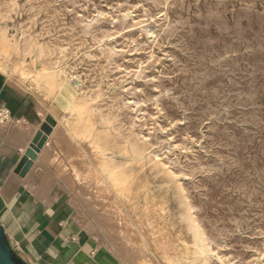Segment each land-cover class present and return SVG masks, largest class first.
Masks as SVG:
<instances>
[{
    "label": "rangeland",
    "instance_id": "1",
    "mask_svg": "<svg viewBox=\"0 0 264 264\" xmlns=\"http://www.w3.org/2000/svg\"><path fill=\"white\" fill-rule=\"evenodd\" d=\"M8 1L0 0V39H9L0 40V51L10 58L7 73L12 81L49 92L48 80H40L37 73L44 66L55 67L54 61L63 72L79 74L65 80L75 85L81 107L67 118L81 144H68L80 185L76 194L64 198L83 227L121 264H154L142 255L150 242L137 249V238H126L132 233L124 220L118 227L104 225L90 206L81 205L83 196L92 198L96 190L106 198L101 177L94 173L103 161L130 166L132 175L146 180L147 200H137L134 206L150 211L157 202L154 214L174 236L188 224L185 212L192 214L209 247L210 264H264V0ZM94 53L97 61L90 59ZM18 61L29 72L27 77L17 75ZM83 129L87 133L80 136ZM150 155L157 161H150ZM104 206L97 207L104 214L117 207ZM121 241L129 252L121 250ZM161 242L156 252L162 260Z\"/></svg>",
    "mask_w": 264,
    "mask_h": 264
},
{
    "label": "crops",
    "instance_id": "2",
    "mask_svg": "<svg viewBox=\"0 0 264 264\" xmlns=\"http://www.w3.org/2000/svg\"><path fill=\"white\" fill-rule=\"evenodd\" d=\"M71 83L64 80L55 92L42 94L0 76V106L11 115L9 122L0 123V225L26 264H121L83 227L64 198L79 188L70 139L63 133L69 131L65 121L78 97ZM47 117L56 124L21 174L26 150Z\"/></svg>",
    "mask_w": 264,
    "mask_h": 264
},
{
    "label": "bare ground",
    "instance_id": "3",
    "mask_svg": "<svg viewBox=\"0 0 264 264\" xmlns=\"http://www.w3.org/2000/svg\"><path fill=\"white\" fill-rule=\"evenodd\" d=\"M7 1V0H6ZM10 1V0H9ZM9 1H8V3H9ZM18 1V0H17ZM59 1V0H58ZM12 2V1H11ZM27 3H28V0L26 1ZM232 2V1H231ZM20 3V2H19ZM10 4V3H9ZM14 4H15V2H14ZM66 4V3H65ZM72 4V3H71ZM18 5V4H17ZM17 5H15V6H17ZM21 5V4H20ZM25 5V4H24ZM23 5V6H24ZM27 5V4H26ZM73 5V4H72ZM4 6V5H3ZM14 6V7H15ZM28 6V5H27ZM238 6V5H237ZM4 7H6V6H4ZM8 7V6H7ZM6 7V8H7ZM12 7V6H11ZM6 8H5V10H6ZM28 8V7H27ZM1 9V8H0ZM12 9V11H13V8H11ZM23 9V8H22ZM66 9V8H65ZM78 9V8H77ZM174 10V9H173ZM15 11V10H14ZM25 11V10H24ZM29 11V10H28ZM71 11H73V10H71ZM31 12H33L32 10H31ZM76 12V11H75ZM79 12V11H78ZM174 12V11H173ZM2 13V12H1ZM7 13V12H6ZM14 13V12H13ZM13 13H11V14H13ZM121 13V12H120ZM15 14V13H14ZM19 14V13H18ZM69 14V13H68ZM3 15V14H2ZM7 15H8V13H7ZM0 16H1V14H0ZM4 16H5V14H4ZM3 16V17H4ZM63 16H65V15H63ZM67 16H69V15H67ZM73 16V15H72ZM2 17V16H1ZM16 17V16H15ZM18 17V16H17ZM38 17H39V15H38ZM45 17V16H44ZM78 17V16H77ZM80 17V16H79ZM97 17H99V16H97ZM125 17V16H124ZM228 17V16H227ZM62 18H65V17H62ZM132 19V18H131ZM10 20V19H9ZM60 20V19H59ZM118 20V19H117ZM145 20V19H144ZM17 21V20H16ZM28 21V20H27ZM29 21H31V20H29ZM28 21V22H29ZM67 21V20H66ZM142 21V20H141ZM1 22V21H0ZM9 22V21H8ZM11 22V21H10ZM9 22V23H10ZM18 22V21H17ZM60 22V21H59ZM243 22V21H242ZM14 23V22H13ZM30 23V22H29ZM51 23H53L52 21H51ZM78 23V22H77ZM89 23V22H88ZM115 23H116V21H115ZM154 23V22H153ZM23 24V23H22ZM10 25V24H9ZM17 25V24H16ZM29 25V24H28ZM72 25H74V24H72ZM242 25V24H241ZM60 26H61V24H60ZM77 26V25H76ZM54 27V26H53ZM59 27V26H58ZM71 27V26H70ZM151 27V26H150ZM52 28V27H51ZM76 28V27H75ZM26 29H27V27H26ZM57 29V28H56ZM78 29V28H77ZM82 29V28H81ZM29 30V29H28ZM70 30V29H69ZM73 30V29H72ZM153 30V29H152ZM63 31V30H62ZM61 31V32H62ZM154 31V30H153ZM64 32V31H63ZM70 32V31H69ZM147 33V32H146ZM60 34V33H59ZM11 35H12V31H11ZM10 36V35H9ZM35 36V35H34ZM74 36V35H73ZM4 37V38H3ZM3 37H2V39H0L1 41L2 40H6V41H9V39L7 38V37H5L4 35H3ZM18 37V36H17ZM19 37H20V35H19ZM40 37V36H39ZM63 37V36H62ZM76 37V36H75ZM15 38H16V36H15ZM67 38V37H66ZM72 38V37H71ZM28 40V39H27ZM39 40V39H38ZM74 40V39H73ZM82 40V39H81ZM12 41V40H11ZM10 41V42H11ZM14 41V40H13ZM17 41H18V39H17ZM26 41V40H25ZM29 41V40H28ZM34 41V40H33ZM57 41V40H56ZM15 42V41H14ZM27 42V41H26ZM32 42V41H31ZM41 42H43L42 40H41ZM47 42V41H46ZM75 42V41H74ZM24 43V42H23ZM78 43V42H77ZM80 43H82V42H80ZM85 43V42H84ZM8 44V43H7ZM22 44V43H21ZM29 44V43H28ZM33 44H35L34 42H33ZM89 44V43H88ZM16 45V44H15ZM13 46V45H12ZM24 46V45H23ZM27 46V45H26ZM36 46H37V44H36ZM64 46V45H63ZM91 46V45H90ZM60 47V46H59ZM58 47V48H59ZM62 47V46H61ZM60 47V48H61ZM50 48V47H49ZM64 48V47H63ZM73 48V47H72ZM13 49V48H12ZM31 49H32V47H31ZM36 49V48H35ZM65 49V48H64ZM78 49V48H77ZM24 50V49H23ZM22 50V51H23ZM36 50H38V49H36ZM58 50V49H57ZM60 50H62V49H60ZM22 51H21V53H22ZM35 51V50H34ZM47 51V50H46ZM32 52V51H31ZM30 52V53H31ZM60 52V51H59ZM74 52V51H73ZM83 52V51H82ZM92 52V51H91ZM116 52V51H115ZM117 52H118V50H117ZM36 54H37V52L35 53V56H36ZM86 54V53H85ZM3 55V56H2ZM28 54H26L25 56H27ZM30 55V54H29ZM55 55H60L59 53L58 54H55ZM73 55V54H72ZM87 55V54H86ZM74 56V55H73ZM72 56V57H73ZM87 56H89V55H87ZM87 56H86V58H87ZM15 57V56H14ZM29 57V56H28ZM32 57V56H31ZM60 57V56H59ZM58 57V58H59ZM26 58V57H25ZM24 58V59H25ZM35 58V57H34ZM38 58V57H37ZM41 58H42V56H41ZM90 59L91 60H93V59H96V61H97V59H98V54L97 53H94V54H91V56H90ZM26 60V59H25ZM24 60V61H25ZM34 60V59H33ZM55 60V59H54ZM71 60H72V58H71ZM90 60V61H91ZM22 61V60H21ZM35 61V60H34ZM53 61V60H52ZM69 61V60H68ZM68 61H66V62H68ZM10 62V58H8V57H5L4 56V54H2L1 53V51H0V76H4L5 77V80L7 79V80H11L12 79V77L7 73V65H8V63ZM51 62V61H50ZM66 62H64V63H66ZM38 63V62H37ZM39 63H40V61H39ZM107 63V62H106ZM20 64H22V62H20V61H18V62H15V66L17 67V75L19 76V77H27L28 75H29V72H26L25 70H24V68L22 67V65H21V67L19 66ZM27 64V63H26ZM53 64L55 65L56 64V66L55 67H45L44 66V68H40L39 70H38V77H39V79L40 80H44V79H47L48 80V83H49V87H50V89H49V92H51V93H53V92H55L56 90H58L57 88H58V86L61 84L62 85V82L65 80V79H67L68 77H71V78H74V79H77V78H79V74L77 73V72H75V71H73V70H71L70 72H63L62 71V66H61V68H59L58 67V65H57V62L55 63V61L53 62ZM71 64V63H70ZM51 65H52V63H51ZM73 65V64H72ZM76 65V64H75ZM96 64H95V62H94V66H95ZM39 66V64L37 65V67ZM42 66V65H41ZM53 66V65H52ZM66 66H68L67 64H66ZM71 66V65H70ZM96 67V66H95ZM98 67V66H97ZM105 67V66H104ZM69 69V68H68ZM102 69V68H101ZM105 69V68H104ZM141 69V68H140ZM29 70V69H28ZM31 70V69H30ZM70 70V69H69ZM76 70V69H75ZM11 71V70H10ZM98 71V70H97ZM101 71V70H100ZM105 71V70H104ZM136 71V70H135ZM130 72V71H129ZM137 72V71H136ZM32 72H30V74H31ZM34 74V73H33ZM82 75V74H81ZM101 75V74H100ZM99 76V75H98ZM31 77V76H30ZM109 77V76H108ZM71 78H69V79H71ZM106 78V77H105ZM113 78V77H112ZM132 78V77H131ZM21 79V78H20ZM104 79V78H103ZM133 79V78H132ZM29 80V79H28ZM109 80V79H108ZM111 80V79H110ZM12 81V80H11ZM68 81V80H67ZM83 81V80H82ZM116 81V80H115ZM23 82V81H22ZM25 82V81H24ZM99 82V81H98ZM17 83V82H16ZM39 83V82H38ZM47 83V82H46ZM18 84V83H17ZM70 84V83H69ZM72 84V83H71ZM16 85V84H15ZM24 85V84H23ZM34 85V84H33ZM32 85V86H33ZM105 85V84H104ZM109 85H110V83H109ZM114 85V84H113ZM71 86V85H70ZM22 87V86H21ZM23 88V87H22ZM28 88H29V86H28ZM46 88V87H45ZM107 88V87H106ZM122 88H123V86H122ZM35 89V88H34ZM33 89V90H34ZM119 89H121V88H119ZM40 90V89H39ZM124 90V89H123ZM29 91V90H28ZM35 91V90H34ZM82 91V90H81ZM41 92V91H40ZM99 92V91H98ZM125 92V91H124ZM42 93V92H41ZM44 93H45V91H44ZM50 93V94H51ZM107 93V92H106ZM36 94V93H35ZM43 94V93H42ZM47 94V93H46ZM49 94V93H48ZM100 94V93H99ZM113 95H115V94H113ZM122 95V94H121ZM46 96H48V95H46ZM53 96V95H52ZM77 96V95H76ZM98 96V95H97ZM124 96V95H123ZM52 98V97H51ZM99 98V97H98ZM106 98V97H105ZM115 98H117V97H115ZM43 99H45V98H43ZM47 99V98H46ZM125 99V98H124ZM128 99V98H127ZM92 100V99H91ZM85 101V100H84ZM90 101V100H89ZM93 101H95V100H93ZM93 101H91V102H93ZM98 101V100H97ZM131 101V100H130ZM103 102V101H102ZM132 102V101H131ZM84 103V102H83ZM83 103H81V104H83ZM88 103V102H87ZM94 103V102H93ZM97 103V102H96ZM108 103V102H107ZM116 103V102H115ZM47 105H48V103H47ZM87 105V104H86ZM90 105V104H89ZM117 105V104H116ZM119 105V104H118ZM130 105V104H129ZM45 106V105H44ZM53 106V105H52ZM91 106V105H90ZM135 106V105H134ZM89 107V106H88ZM121 107V106H120ZM124 107V106H123ZM127 107V106H126ZM129 107V106H128ZM45 108V107H44ZM54 108V107H53ZM81 107L79 106V104H78V100H76L72 105H71V107H70V109H69V113H71V114H74V113H78L81 109H80ZM92 108V107H91ZM96 108V107H95ZM98 108V107H97ZM101 108V107H100ZM125 108V107H124ZM46 109V108H45ZM121 111V110H120ZM119 111V112H120ZM133 111V110H132ZM136 111V110H135ZM94 112V111H93ZM118 112V111H117ZM124 112V111H123ZM82 113V112H81ZM84 113V112H83ZM131 113V112H130ZM97 114V113H96ZM125 114V113H124ZM132 114H134V113H132ZM90 115V114H89ZM92 115V114H91ZM76 116V115H75ZM85 116V115H84ZM93 116H94V114H93ZM132 116V115H131ZM80 117V116H79ZM97 117V116H96ZM101 118V117H100ZM122 118V117H121ZM120 118V119H121ZM73 119H75V118H73ZM85 119V118H84ZM117 119V118H116ZM61 120V119H60ZM65 120V119H64ZM96 120V119H95ZM118 120V119H117ZM125 120V119H124ZM80 121V120H79ZM83 121V120H82ZM101 121V120H100ZM104 121V120H103ZM116 121V120H115ZM59 122H61V121H59ZM65 122H68L67 120L65 121ZM92 122V121H91ZM86 123V122H85ZM100 123V122H99ZM108 123V122H107ZM129 123V122H128ZM72 124H74V123H72ZM78 124H79V122H78ZM103 124V123H102ZM114 124V123H113ZM116 124H117V122H116ZM65 125H67V123L65 124ZM81 125V124H80ZM84 125H86V124H84ZM118 125V124H117ZM79 126V125H78ZM112 126V125H111ZM126 126V125H125ZM70 127V126H69ZM82 127V126H81ZM80 127V128H81ZM91 127H92V125H91ZM95 127H97V126H95ZM95 127H93V129L95 128ZM107 127H109V129H110V126H108L107 125ZM75 128V127H74ZM79 128V127H78ZM83 128V127H82ZM99 128V127H98ZM71 129V128H70ZM69 129V131H63V133L64 134H66L68 137H69V139L72 141V142H75L77 145H79V146H81V144L79 143V142H76V140H78V139H75L77 136L74 134V132L73 131H71ZM77 129V128H76ZM92 129V130H93ZM104 129V128H103ZM92 130H91V132H92ZM111 130H112V128H111ZM76 131H78V130H76ZM99 131V130H98ZM97 131V132H98ZM96 132V131H95ZM96 132V133H97ZM120 132V131H119ZM86 131H85V129H83L82 130V132L80 131V133H79V135L80 136H85L86 135ZM90 133V132H89ZM133 133V132H132ZM92 134V133H91ZM109 134H110V132H109ZM119 134V133H118ZM125 134V133H124ZM89 135V134H88ZM87 135V136H88ZM95 135V134H94ZM97 135V134H96ZM116 135V134H115ZM152 135V134H151ZM101 136V135H100ZM126 136V135H125ZM147 136H149V135H147ZM89 137H91V136H89ZM102 138V137H101ZM128 138V137H127ZM80 139V138H79ZM85 139V138H84ZM86 139H87V137H86ZM85 139V140H86ZM92 139H93V137H92ZM110 139V138H109ZM109 139H108V141H109ZM88 140V139H87ZM90 140V139H89ZM96 140V139H95ZM113 140H115V139H113ZM121 140V139H120ZM128 140V139H127ZM132 140V139H131ZM145 140H146V138H145ZM82 141V140H81ZM155 141V140H154ZM87 142V141H86ZM114 142V141H113ZM124 142V141H123ZM100 143V142H99ZM102 143H104V141L102 142ZM106 143V142H105ZM129 144H130V142H128ZM143 143V142H142ZM167 143V142H166ZM109 144V143H108ZM117 144V143H116ZM164 144V143H163ZM92 145V144H91ZM100 145V144H99ZM106 146H107V144H105ZM105 145H104V147H105ZM124 145V144H123ZM146 145V144H145ZM88 146H90V145H88ZM94 146V145H93ZM122 146V145H121ZM148 146H149V144H148ZM147 146V147H148ZM75 147V146H74ZM84 147H85V145H84ZM87 147V146H86ZM97 148H98V146H96ZM103 147V148H104ZM144 147V146H143ZM91 148V147H90ZM95 148V147H94ZM101 148V147H100ZM155 148V147H154ZM130 149V148H129ZM132 149V148H131ZM134 149V148H133ZM145 149H147V148H145ZM98 150H101V149H99L98 148ZM112 150V149H111ZM116 150V149H115ZM115 150H113V151H115ZM128 150V149H127ZM156 150V149H155ZM73 151V150H72ZM102 151V150H101ZM119 151V150H118ZM136 151V150H135ZM148 151V150H147ZM75 152H76V150H75ZM99 152V151H98ZM149 152V151H148ZM154 152V151H153ZM163 152V151H162ZM77 153V152H76ZM80 153V152H79ZM78 153V154H79ZM102 153V152H101ZM104 153H107V152H104ZM113 153V152H112ZM116 153V152H115ZM120 153V152H119ZM142 153V152H141ZM91 154V153H90ZM110 154V153H109ZM123 154V153H122ZM132 154V153H131ZM135 154V153H134ZM151 154V153H150ZM89 155V154H88ZM99 155H101V154H99ZM162 155V154H161ZM117 156V155H116ZM140 156V155H139ZM146 156H148V155H146ZM164 156V155H163ZM86 157H88V156H86ZM103 158V157H102ZM121 158H123V156L121 157ZM120 158V159H121ZM147 158V157H146ZM157 157H155V156H153V155H150V158H149V160L150 161H153V162H155V161H157V159H156ZM93 159V158H92ZM101 159V158H100ZM119 159V160H120ZM132 159V158H131ZM139 160V159H138ZM147 160V159H146ZM83 161V160H82ZM106 161V160H105ZM109 161V160H108ZM118 161V160H117ZM136 163V162H135ZM159 163V162H158ZM42 164V163H41ZM69 164V163H68ZM128 164V163H127ZM126 164V165H127ZM129 164H131V163H129ZM134 165V164H133ZM154 165V164H153ZM152 165V166H153ZM81 166V165H80ZM140 166V165H139ZM160 166H161V164H160ZM41 167V166H40ZM82 167V166H81ZM130 167V166H129ZM128 167V168H129ZM132 167V166H131ZM155 166H153V168H154ZM158 167V166H157ZM157 167H156V169H157ZM128 168H126V167H121V168H118V166L117 165H112V166H109V165H107V163L106 162H102V164H100V166L98 167V169H95L94 170V173L95 172H97L98 174H99V176L101 177V186L104 188V193H102V194H107V196H106V198H100L101 197V194H97L96 192H98L97 190H96V192H95V195L92 197V198H86L85 196H83V199H82V201H83V203L84 204H81V205H85V206H90L91 208H92V210H93V212H95V217L98 219V221H100V223H102V224H104V225H113V224H117V227L119 226L118 224H120V219H122V220H124L125 221V225H124V227L126 226L127 227V230H129L128 232L129 233H132V235H130V234H128V235H126V238L129 240V241H131V242H135V240L133 239V238H137V242H138V244L136 243V246L138 247L137 249H139L140 248V245L143 243H146L147 241L148 242H150V243H147V244H150V245H147V249H142L143 251H142V255L144 256V257H148V258H150V259H152L151 261H153V263L154 264H210L209 263V260H208V256H207V254L208 253H210L209 252V247L206 245V243H205V240H204V238H203V235L201 234V232L197 229V227H196V225L194 224V223H192V214H191V216H190V213H188V214H186V212H185V214H184V218L188 221H186L188 224H186V226L185 227H183L184 229H182V231L180 232L179 231V233L181 234L180 236H174V235H172L170 232H169V230L166 228V226L164 225V224H162V223H160V221H159V219H158V217H156L155 215L156 214H154L156 211L154 210L155 208H157L158 206H159V204L157 203V202H153V204L151 205V209H149L150 211H143L142 209L145 207H143L142 209H139L138 207H136V206H134V204H135V202L137 201V200H140V199H142V201L143 200H145L146 198H147V191H146V189H145V182L144 181H146V180H143L140 176H134V175H132L130 172H129V169ZM142 168V167H141ZM159 168V167H158ZM82 169V168H81ZM87 170V169H86ZM143 170H144V168H143ZM142 170V171H143ZM152 170V169H151ZM164 170V169H163ZM77 171V170H76ZM154 171H155V168H154ZM153 171V172H154ZM167 171V170H166ZM144 172V171H143ZM168 172V171H167ZM92 173H93V171H92ZM89 174H91V172L89 173ZM89 174H87V175H89ZM160 174V173H159ZM164 174V173H163ZM85 175H86V173H85ZM138 175V174H137ZM140 175H142L141 173H140ZM165 175V174H164ZM90 176V175H89ZM143 176V175H142ZM160 176H162V175H160ZM172 176V175H171ZM92 177V176H91ZM146 177V176H145ZM148 177V176H147ZM146 177V178H147ZM159 177V176H158ZM84 178V177H83ZM87 178H89V177H87ZM145 178V179H146ZM166 178H168V177H166ZM169 178H170V176H169ZM174 178V177H173ZM160 179V178H159ZM171 179V178H170ZM85 180H86V177H85ZM88 180V179H87ZM94 180V179H93ZM92 180V181H93ZM98 179L96 178V181H97ZM149 180V179H148ZM151 180V179H150ZM156 180V179H155ZM74 181V180H73ZM76 181H78V180H75V182ZM89 181H91L90 179L87 181V183L89 182ZM72 182V181H71ZM74 182V183H75ZM84 182V181H83ZM86 182V181H85ZM95 182V181H94ZM93 182V183H94ZM150 182V181H149ZM159 182V181H158ZM77 183V182H76ZM78 183H80L79 181H78ZM82 183V182H81ZM172 183V182H171ZM89 184H90V182H89ZM92 184V183H91ZM111 184V185H110ZM168 184V183H167ZM178 184V183H177ZM180 184V183H179ZM80 185V184H79ZM85 185H86V183H85ZM84 185V186H85ZM96 185H98L97 183H96ZM155 185V184H154ZM82 186H83V184H82ZM87 186V185H86ZM85 186V187H86ZM157 186V185H156ZM163 186V185H162ZM72 187V186H71ZM75 187V186H74ZM90 187V186H89ZM94 187V186H93ZM97 188H98V186H96ZM148 187V186H147ZM167 187V186H166ZM76 188H77V186H76ZM81 188V187H80ZM82 188H84V187H82ZM87 188V187H86ZM165 188V187H164ZM177 188V187H176ZM181 188V187H180ZM94 189V188H93ZM158 189H160V188H158ZM80 190V189H79ZM102 190H100L101 192H103ZM167 190V189H166ZM183 190V189H182ZM87 191L89 192L90 191V189L88 190L87 189ZM84 192V193H87L88 194V192ZM179 191V190H178ZM81 192V191H80ZM160 192H161V190H160ZM166 191H164V193H165ZM82 193V192H81ZM90 193H91V191H90ZM89 193V194H90ZM41 194V193H40ZM92 194H93V192H92ZM97 194V195H96ZM105 194V195H106ZM155 194V193H154ZM171 194V193H170ZM44 195H45V193H44ZM81 195V194H80ZM86 195V194H85ZM150 195V194H149ZM157 195H159V194H157ZM91 196V195H90ZM89 196V197H90ZM152 196V195H151ZM171 196V195H170ZM82 197V196H81ZM85 197V198H84ZM153 197H154V195H153ZM163 197V196H162ZM164 197H165V194H164ZM176 197V196H175ZM45 198V197H44ZM155 198V197H154ZM171 198V197H170ZM174 198V197H173ZM178 198V197H177ZM179 198H180V196H179ZM77 199V198H76ZM165 199V198H164ZM172 199V198H171ZM79 201H81L80 200V198L78 199ZM147 200V199H146ZM160 200V199H159ZM141 201V202H142ZM157 201V200H156ZM164 201V200H163ZM173 201V200H172ZM146 202V201H145ZM82 203V202H81ZM110 203H114V204H116V208L115 209H113V210H107L108 212H107V214H104L105 213V211H104V213L103 212H100L99 210H98V208L97 207H101V206H103V205H105L104 207H106V205L108 204V206H109V204ZM143 203H144V201H143ZM150 203V202H149ZM152 203V202H151ZM165 203V202H164ZM168 203V202H167ZM182 203V202H181ZM183 203H185L184 202V200H183ZM146 204V203H145ZM178 204V203H177ZM112 205V204H111ZM174 205V204H173ZM176 205V204H175ZM185 205V204H184ZM149 206H150V204H149ZM178 206V205H177ZM146 207H147V204H146ZM164 207V206H163ZM175 207V206H174ZM182 207H185V206H182ZM85 208V207H84ZM186 208V207H185ZM78 209V208H77ZM104 210V209H103ZM102 210V211H103ZM155 211V212H154ZM190 211V210H189ZM192 211V210H191ZM78 212V211H77ZM164 212H165V210H164ZM170 212V211H169ZM109 213V214H108ZM157 213V212H156ZM158 213H159V211H158ZM78 214V213H77ZM110 214H112V215H114V217H111L110 216ZM170 214V213H169ZM79 215V219H83L84 218V216L81 214V213H79L78 214ZM176 215H177V213H176ZM175 217V216H174ZM191 217V218H190ZM177 218V217H176ZM183 219V218H182ZM165 220H166V218H165ZM175 221V220H174ZM181 221V220H180ZM143 222H145V224L143 223ZM166 222V221H165ZM176 222V221H175ZM95 224V223H94ZM122 225V224H121ZM184 225V224H183ZM116 226V225H115ZM174 226V225H173ZM121 227V226H120ZM168 227V226H167ZM93 228V227H92ZM91 228V229H92ZM96 228V227H95ZM113 229V228H112ZM122 229V228H121ZM170 229H171V227H170ZM178 229H179V227H178ZM93 230H94V228H93ZM115 230V229H114ZM113 230V231H114ZM173 231V230H172ZM108 232L110 233V229L108 230ZM125 232V231H124ZM107 233V232H106ZM177 233V232H176ZM110 235V234H109ZM108 235V236H109ZM124 236V235H123ZM118 238V237H117ZM123 239H125V238H123ZM161 239V241L163 240L164 242H161V249H163L162 251H161V255H162V260L159 258V256H158V254L159 253H157L156 252V250L159 248L158 246L160 245V243H159V240ZM117 241V240H116ZM130 243V242H129ZM141 243V244H140ZM131 245V244H130ZM210 245H212V244H210ZM223 245V244H222ZM128 246H129V244H128ZM133 246V245H132ZM217 246V245H216ZM119 247L121 248V250L122 251H125V252H129L130 250L127 248V246L125 245V244H123V242L121 241V243H119ZM143 247V246H142ZM214 247V246H213ZM135 248V247H134ZM219 249V248H218ZM221 249V248H220ZM136 249H134L133 251H135ZM139 250H141V248L139 249ZM138 250V251H139ZM132 251V252H133ZM137 252V251H136ZM217 252V251H216ZM212 253V252H211ZM138 254V253H137ZM211 255H213V254H211ZM131 257H133V256H131ZM128 259V258H127ZM139 259H141V258H139ZM144 259V258H143ZM146 259V258H145ZM149 259V260H150ZM224 259H226V258H224ZM143 261H145V260H143ZM230 261V260H229ZM138 262H140V261H138ZM149 262V261H148ZM144 263V262H143ZM150 263V262H149ZM148 263V264H149ZM212 263V262H211ZM223 263V262H222ZM138 264V263H137ZM228 264V263H227Z\"/></svg>",
    "mask_w": 264,
    "mask_h": 264
},
{
    "label": "water",
    "instance_id": "4",
    "mask_svg": "<svg viewBox=\"0 0 264 264\" xmlns=\"http://www.w3.org/2000/svg\"><path fill=\"white\" fill-rule=\"evenodd\" d=\"M56 121L51 117L45 119V123L35 134L26 150L24 158L21 161V174H23L31 165V161L36 157V153L43 146L46 136L51 133ZM0 264H26L13 250L7 236L0 225Z\"/></svg>",
    "mask_w": 264,
    "mask_h": 264
},
{
    "label": "built area",
    "instance_id": "5",
    "mask_svg": "<svg viewBox=\"0 0 264 264\" xmlns=\"http://www.w3.org/2000/svg\"><path fill=\"white\" fill-rule=\"evenodd\" d=\"M11 119L10 112L7 108L4 106H0V123L4 124L9 122Z\"/></svg>",
    "mask_w": 264,
    "mask_h": 264
}]
</instances>
